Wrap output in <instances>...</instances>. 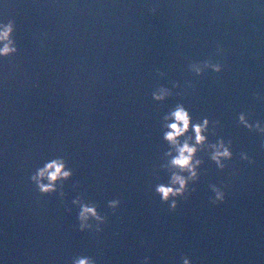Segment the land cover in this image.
<instances>
[{
    "label": "water",
    "instance_id": "water-1",
    "mask_svg": "<svg viewBox=\"0 0 264 264\" xmlns=\"http://www.w3.org/2000/svg\"><path fill=\"white\" fill-rule=\"evenodd\" d=\"M9 18L19 52L0 57V264H264V135L238 122L264 125V0H0ZM206 59L222 71L189 70ZM160 85L174 93L162 102ZM177 103L194 123L218 119L206 135L231 139L233 157L221 170L200 151L172 210L155 186L169 178L161 123ZM57 156L73 170L62 199L30 180ZM78 195L106 217L100 232L79 229Z\"/></svg>",
    "mask_w": 264,
    "mask_h": 264
},
{
    "label": "clouds",
    "instance_id": "clouds-1",
    "mask_svg": "<svg viewBox=\"0 0 264 264\" xmlns=\"http://www.w3.org/2000/svg\"><path fill=\"white\" fill-rule=\"evenodd\" d=\"M152 12L156 11L155 7L151 8ZM16 21L9 18L6 23L0 22V57L11 58L18 54L19 45L15 38ZM222 46L218 45L217 52H222ZM191 72L196 75H202L206 69H211L214 72H221L223 69L222 63L219 61L213 62L211 59L203 61H194L188 65ZM158 75L164 76L165 73L160 69L156 70ZM178 81L173 82L172 88H178ZM172 88L160 85L152 92V98L155 101H164L174 93ZM180 95V93H175ZM259 97V94H257ZM239 124L243 125L250 131L255 130L264 135V125L259 120L250 122L244 112L239 113ZM212 124V134L215 135V128L220 124L217 119L210 121L207 116L202 120L193 122L192 116L188 108L183 103H177L162 117L161 128L163 130L162 138L169 145L168 149L163 153V163L160 168L167 171L169 178L167 183H158L155 186V192L160 196L162 202L170 201V208L175 210L178 201L176 197H184L185 193L190 192L189 183L195 182L200 176V166L203 160L198 157L200 151H207L209 158L215 162L218 169L223 170L226 167L225 161L231 160L233 152L231 150V139L225 141L223 137H219L215 142H209L206 133L209 132V125ZM242 159L252 163V158L246 152H241ZM73 175V170L67 166V160L63 156H57L44 162L43 166L38 167L31 175L30 180L36 186V189L41 194H49L59 192L62 199L65 195L63 190L64 181L70 179ZM59 186V187H58ZM214 192L212 203L223 202L225 199L224 191L215 184L210 185ZM195 189H191L194 191ZM72 204L79 207L77 219L79 221V229H92L93 224L90 222L95 220V231L100 232L101 224L106 222V217L102 216L97 205L92 202H87L81 196H76L72 200ZM119 199L108 201L110 208L115 211L119 206ZM71 211V209H67ZM149 257H145V264H148ZM183 264H191L190 258L182 257ZM72 264H97L95 258L87 255H79L72 258Z\"/></svg>",
    "mask_w": 264,
    "mask_h": 264
}]
</instances>
